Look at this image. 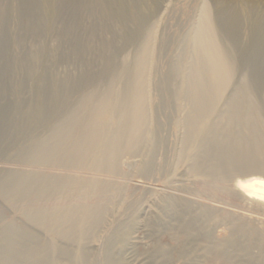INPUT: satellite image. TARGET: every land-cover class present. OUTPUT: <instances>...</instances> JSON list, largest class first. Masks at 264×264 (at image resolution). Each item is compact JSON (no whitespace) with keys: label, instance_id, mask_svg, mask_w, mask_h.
Wrapping results in <instances>:
<instances>
[{"label":"rangeland","instance_id":"obj_1","mask_svg":"<svg viewBox=\"0 0 264 264\" xmlns=\"http://www.w3.org/2000/svg\"><path fill=\"white\" fill-rule=\"evenodd\" d=\"M204 3L210 6L213 17L214 6L217 3H226L231 6L249 4L264 9V0H160V14L151 21L152 33H150L149 41L146 42L143 35L148 31L141 30V35H137L138 27L131 22L119 19L120 9L112 1L106 7L102 0H51V6L43 0H0V264H31L28 260L30 255L32 258L36 257L40 264H79L75 256H78L77 253L80 254L82 250L88 252L85 253L86 263H95L101 253V245L106 241L105 236L110 235L108 231L116 226V222L130 228L128 241L122 245L120 238H117V243L110 251L120 256L126 264H220L206 261L207 245L200 241L204 234V230H200V223L204 221L202 224L205 223L206 226L212 223L204 217L211 214L212 210L210 209L211 212L208 210L210 206L224 208L244 217L264 220L256 213L243 209V198L233 192L231 187L237 179L264 177V163L259 164L260 167L259 165L245 166L230 172L227 181H222L220 184L229 190L225 194L221 191H214L206 185L207 179L211 178L206 176L205 173L209 175L208 172L203 171L205 175L203 173L199 176L195 175L189 171L191 169L188 163L185 160V162L182 161L180 157L181 152L185 154L184 151H188V148L182 149L184 148L182 139L184 140L185 131L178 123L185 115L183 109L185 105L177 97L178 88L181 89L182 75L179 71L171 75L168 67L176 64L184 67L190 65V55L196 52V48L189 42V37L198 25ZM126 6L127 12L132 13L134 7L131 0H126ZM222 19L219 18L217 23L219 22L221 26L226 25L227 19L224 18V21ZM153 24L155 26L152 29ZM241 35L240 32H233L229 38L233 41V46L243 50L245 45L240 40ZM168 41L171 42L167 43ZM145 43H148V51L152 50H150L151 56L148 55L145 58L146 62L144 61L147 68L145 75L148 74L146 75L148 86L145 84L147 88L145 90L150 122L153 124L156 122L153 120L157 118L159 120L161 117L159 123L162 122L164 127L158 130L162 143L156 149L159 151H156L157 161H154L156 164L152 172H148L147 175L139 174V167L132 166V169L128 165V156L121 158V164H123V167L120 165L121 170L111 175L88 170L80 172V169L70 168L61 162L59 165L57 161H54L55 158H59L64 153H72L70 146L73 141L69 140V144L66 142L67 138V140L58 139L55 135L64 134L65 136L67 129H73L76 114L88 111L91 107L85 101L99 98L108 92H118L120 87L126 86V83L128 85V81L129 85L132 83L133 80H130L132 78L125 81L122 72L131 69L134 71L140 53L144 52L141 50ZM262 43L264 44V38ZM245 52L248 57L254 56L249 49ZM251 66L244 65L241 71L233 77L235 79H232L231 83L234 84V88L232 84L227 88V96L224 98L227 99L226 103H220L218 107L220 111L218 110L217 115L215 114L218 118L224 113V109L226 110L228 106L226 104L233 97H238L241 108H249L250 103L240 98L237 92L240 89L239 86L242 85L243 88L246 85L253 90L259 109L252 112L254 119L264 120V54ZM244 78L248 79V84L243 83ZM157 101L161 102V106L163 103L162 111ZM155 110L158 115L153 114ZM216 116H213L212 120L217 118ZM64 122L68 123H66L68 128L62 125ZM222 125H220L222 128L213 127L212 131L224 135L225 138L231 135H233L231 138H235L240 134H246L242 138L249 136L245 128H242L244 130L241 127L237 128V133V130L231 132L224 130L227 127L223 128L224 125ZM224 132L230 133L228 134L230 136H225ZM257 133L264 139V128L257 129ZM64 140L66 141L62 142ZM206 141L209 143L206 144L209 145L208 148L214 145L218 147L216 149H219L220 145L214 143L217 142L216 138H213V141ZM39 142L54 147L53 151H56L58 156L53 155L55 152H52L50 154L53 157L47 156L45 163L30 162L29 158L36 151ZM237 146L233 144L220 147L225 148L227 153L235 149L239 150V148H241L239 151H244V147ZM60 149L64 152L61 153ZM148 150H150L149 146H143V156L136 157L135 160H138L137 162L147 160ZM211 151L214 153L207 155L208 157L203 161L206 163L221 162L220 150L218 155H215V148L212 147ZM201 156L205 157L202 154ZM255 157L261 158L260 156ZM262 158L264 161V156ZM83 175L85 178L91 177V179L108 183L111 188L100 196L98 195L99 199L96 200L90 196V199L86 198L87 196L84 197L82 194L78 195L80 199L75 196L67 198V195L62 197L59 190L51 187L52 196H50L52 198L41 196L40 201L32 197L30 192L29 195L24 190L19 191L16 188L24 181L36 182L43 187L48 184L49 187L53 182L72 177L74 179L84 178ZM58 178L61 180L58 181ZM216 192L220 195L219 197L216 196ZM98 201H101L103 211L109 213H102V216H105L102 225L99 226L102 227H98L97 233L94 231L93 235L88 237L82 236L77 231L67 239L47 234L46 229L33 223L23 212L25 207L48 208L55 204L85 202L94 205ZM200 204L208 206V209L200 211V207L202 208ZM105 207L108 208L104 210ZM130 207L137 208L131 209L130 213L126 212L125 209ZM202 212H205L203 218ZM198 215L201 217L199 218ZM196 217L199 218L198 223ZM207 221L210 222L207 223ZM254 225L257 227L256 224ZM193 229L194 231H191ZM185 232L187 233L184 234ZM194 237L197 239L199 237L200 240Z\"/></svg>","mask_w":264,"mask_h":264},{"label":"bare ground","instance_id":"obj_2","mask_svg":"<svg viewBox=\"0 0 264 264\" xmlns=\"http://www.w3.org/2000/svg\"><path fill=\"white\" fill-rule=\"evenodd\" d=\"M43 1L46 4H48V6H51L50 5L51 0H43ZM102 1L104 3V6L106 7L109 6L110 1L114 2L117 5V7L120 9L121 17L119 16V19L135 24L138 27L137 35H141L140 33L141 30L148 31L146 32L145 35L143 34L142 35L143 37L145 36L144 39L146 40V42L149 41L150 33H152L151 21L157 15L160 14V0H131V4L134 7V10L131 11L132 13L127 12L128 9L126 6V0H102ZM214 10L215 13L213 17L211 14L210 6L207 3H204L200 18L198 20L199 21L198 25L189 37V42L191 43V45H193L194 48H196V52H194L193 55H190V59H191L190 65L188 67H184L182 65L178 66L176 64L171 67L169 66L168 70L171 75L172 73L175 74V72L177 73L178 71L179 74L182 75L181 89L178 88L179 94L177 97L181 101V103L185 105V107L183 106L184 108L182 107L185 110V115L183 119H181L178 123H180V126L185 131V136L183 137L184 140L182 139L183 142L181 141L184 147L182 149L184 150L185 148H188L187 151L188 153L184 151L185 154H182L181 152L180 157H182V161L185 160L188 163L189 168L191 169L189 171H192L195 175L199 176V174L203 173V171L208 172L209 175H207V173L205 174L206 176H208V178L209 177L211 178L207 179L208 182L206 183V185L210 186L214 191H221L227 194L226 192L229 190H227V188L224 187L223 185L220 186V184L222 181H227L230 172L232 171L234 172L235 170L241 167L255 166L264 163V161L262 160L263 159L262 156H264V139L263 137L261 138L257 133V129L264 128V120L261 118L256 120L253 117L252 112L255 110L256 111L259 110L257 101L255 100V96L253 94V90L248 88V86L246 85L245 87L242 88V85L240 83L241 85V87L239 86L240 89L239 90H237L236 88L235 89L237 90L240 98H243L247 100L248 103H250L249 108L248 109L241 108L239 102L240 100L238 101L237 99L238 97H233V99L229 100L228 102L229 104L228 103L226 104L228 106L226 110L224 109V113L223 112H222L223 114L219 113L221 114L219 118L216 116L217 113L220 111L218 109V107H220V103L225 102V100H227L224 99L225 96H227L226 91L227 88L230 87V85L232 84L231 83L232 79H235L233 77L236 75V73L240 72L244 65H248L250 67L251 64L253 63L255 64V60L259 59V57L264 54V44L262 43V39L264 38V9H260L258 7L249 4L247 5L238 4V6H231V5H227L226 3L225 4L217 3V5L214 6ZM219 18H223L222 21H224V18H226L228 23L226 25L221 26V24H218L219 22L217 23ZM154 24L152 26V29L155 26ZM233 32H240L242 34L240 40L245 45V48L243 50L233 46L234 43L229 38L230 34ZM160 40L162 42V37ZM169 42L171 41H168L167 43ZM148 48H149L148 43H145V46L144 48L142 47L143 50L141 51H144L142 52V54L146 53V55H142L139 52L140 53L139 61L137 60L136 62L137 65L135 66L136 68L134 67L135 68L134 71H132L131 69L122 72V75L125 76V81L126 79L132 78L130 80L133 81L132 83H130V85L128 81V85L126 83V86L122 88L120 87V90L118 89V92H113V91L108 92L99 98L93 97L94 99H90V100H87L85 98V100H87L85 102L91 105L89 110L88 111L86 110L85 112L83 111V113L79 114L80 116L78 115V113L80 112L76 114L77 117L75 120H73L74 121L73 129H67L68 132L65 136L64 134L62 136H59L57 134L55 135L57 136L58 139H62V138L68 139V141H66L67 140L66 139L62 142L66 141L69 143V140L73 141L70 146V150L73 151L72 153L69 152H68L69 154L64 153L61 154L59 158H55L56 156H58L56 155V151H53L55 150V148L50 145L48 146L47 144L39 142L36 151L29 158L30 162H32L33 164L45 163L47 162V156L51 155L50 153L55 152L53 154L56 155L54 157L55 160L54 158L52 160L57 161L58 163L61 162L62 164L65 163V165L69 166L70 168L72 167L78 170L80 169V172L81 170L82 171L88 170L94 173H106V175L108 173L111 175L121 170L120 165L121 166L123 165L121 164V158L128 156L129 158V160L127 159L128 165L131 167L132 166L139 167V169L137 168L139 174L147 175L148 172L150 171L152 172L154 165L156 164L154 161H157L156 151H159L156 149L157 147H159L158 145L159 144L161 145L162 143V139L159 138L160 136L158 130H160L161 128L164 129V127L161 124L162 122L159 123L161 117L159 118V120L158 118L156 120H153V122L156 121L153 124H151L150 122V112L147 104V94H146L147 88L145 87L147 80L146 75L148 74L145 75L146 73L145 69L147 68L144 63V61L146 62L145 58H147V56L150 55L151 54L150 52L152 51L151 49H150L151 51L150 50L148 51ZM246 49L251 50L254 56L248 57V55L245 52ZM148 59L150 58L148 57ZM244 80L243 83L244 82H246V84L249 83L248 79L244 78ZM153 82L151 84H153ZM233 85L234 84H232L231 86L233 87ZM155 87L156 86H154V88ZM232 91L233 90H231V92ZM162 95L164 94L162 93ZM231 95L232 93L230 94V96ZM175 96L176 95H174V98ZM161 99L162 97L160 96V101ZM157 102L159 103V101ZM160 103L158 104V106H160V111H162L161 107L163 106V103L162 106L160 105ZM221 107L225 108L222 105ZM156 111L157 110H155L153 114L156 113V115H158L157 114L158 112ZM212 115L214 117L216 116L217 118L212 120L213 117ZM64 123L62 125L66 126L67 122L65 124ZM222 124L224 125L223 128L227 127L224 130H228V131L230 130V132L236 131L237 128L239 127H241V129L245 128L247 129L249 136L248 138L245 137L242 138L243 135L245 136L246 134L237 135L238 133L237 130L236 137H235V133L233 132L235 138L233 137L231 138V136L233 135L231 136L228 135L230 134V133L227 134L228 131L224 133H226L225 136L228 135L230 137L225 138L224 135L222 136V134H219L218 132L215 133V131H212L213 127L215 126L220 127V125ZM58 129L60 128L58 127ZM244 132L246 133V131ZM213 138H216L217 142H214L217 143L216 145H220V146L222 145V147H224L233 144L235 146L236 144V146L239 145L240 147L241 146L244 147V151H239L241 149L239 148V150L235 149L232 152L227 153L225 151V148H221L219 146V149H216L218 147H215L213 145L214 143H212L213 145L212 147L215 148V155H218L220 150L221 154H219V156L221 157L222 160L221 162L218 161V162L206 163L205 161H203V159L207 158L208 157L207 155H209L210 153L212 154L214 153L211 151L212 147L208 148L209 145H206L208 143L206 140L213 141ZM53 142L55 143V141H52V143ZM55 144H57V142ZM64 145L66 146L67 143ZM146 145L149 146L150 149L148 150L149 152L146 151L149 154V158L147 160H143V161L141 160V162H137L138 160H135L136 157L143 156L142 155L143 146L145 147ZM67 147L69 148V146ZM229 147H233V146H229ZM182 149L181 151H183ZM60 152L63 153L64 151L62 152L60 149ZM201 154L205 155V157L201 156ZM255 156H260L262 159L261 158L259 159ZM58 163H56V165ZM51 165L52 164H50V166ZM59 165L61 164L59 163ZM53 166L55 165L53 164ZM67 166H65V168ZM258 167H260V165ZM251 176L253 177V175ZM213 177L219 180L217 179L214 180ZM263 178H264L263 176L262 178L258 176L245 180L237 179L235 183L231 185L233 192L237 193V195L243 198L244 200L243 209L252 213H256L258 216L262 218H264V179ZM59 180L61 179L58 178V181ZM219 186L222 188H220ZM51 187L52 188L55 187L57 190H59L61 192V195H63L62 197L64 196L66 197L67 195V198L73 196L78 198V195L80 196V194H82V196L84 197L87 196L86 198H89L90 196L91 198H95L96 200L99 199V196L102 193H104L105 191L111 188V186L108 183L101 182L96 179H91V177L89 178L84 177L77 179L76 178L74 179L72 177L70 179H66L56 183L53 182L51 183V186L49 185V187L48 184L47 186L43 187L38 185V183L36 182L34 183L32 181L31 182L24 181L21 182L20 185L16 186V188H18L19 191L24 190L28 194L30 192V194H32V197L38 198V200L41 196H49L50 198H52ZM66 189L67 191H65ZM216 196L219 197L220 195L217 193ZM62 197L60 198L62 199ZM54 198H56V196ZM73 200H75V198H73ZM216 202L218 201L216 200ZM221 204H225V203H221ZM227 205L228 204H226V206ZM201 206L202 208L200 207L201 209L200 211H202V209L203 211L204 209H208V206L206 205H201ZM38 207L36 208L25 207L23 209V212H25L26 217L29 220H31L33 223H36L37 225L39 224L41 225V227L46 229L47 234H52L53 236H59L64 239L69 238V236L75 231L80 232L81 235L85 237H88L91 234L93 235L94 231L96 232L98 230V227L102 225L103 217H105L102 216V213L105 211H103V207L101 206V201L100 202L98 201V203H95L94 205L90 204L89 202H85L82 204H69V203L65 205L55 204L52 205L51 207L49 206L48 208L47 207L42 208V206L40 208ZM133 207H130L127 210L125 209V211L130 213L129 211H131ZM215 207L211 205L210 208L208 209V210L210 209L212 210V212L210 210L211 214L204 216L205 220L207 218L208 220H211L212 223L210 225L207 224V226L205 223L202 224L204 221L200 223L201 224L200 230L203 229L204 234L202 233L203 237L200 236L201 240L199 239V237L198 239L207 245L206 253H208V257L206 258V261L208 262L213 261L214 263H220V264H264V229H263L264 220L260 218L252 219L251 217H246V216L244 217L242 215H239V213L238 214L232 213L224 208L222 209ZM107 208L108 207H105L104 210ZM193 209H195V207ZM194 211H196V209ZM205 212L208 213V211ZM205 212L204 213L202 212V218ZM198 213L199 210L197 214ZM200 215H198L199 218L201 217ZM246 215L248 214L246 213ZM199 218L198 220H196L197 223L199 221ZM209 222L207 221V223ZM253 224H256L257 227L259 225L260 227L257 228L255 225L253 226ZM194 229L191 231H194ZM261 229H263V231ZM48 231L50 233H48ZM129 231L130 228L127 227V225H123L120 224L119 222H116V226L112 227L108 231L110 235L105 236L107 238L106 241L101 245V253L99 252L100 254L97 257V260L95 261V263L92 264H126L125 261L120 256L112 253L110 249L115 243H117L116 242L117 238H120V243L122 245H125L126 242L128 241ZM187 232H185L184 234H186ZM198 234L196 235L199 236ZM195 239L198 240L197 238ZM183 245L185 246V244H182V246ZM54 252H56L55 249ZM85 253L87 254L88 252L82 250L80 254L77 253L78 256H75L77 258L76 261L77 263L79 264L86 263L87 255ZM37 254H39L38 251ZM28 257H29L28 260L29 262H31V264H40V262L38 261V259H36V257L32 258L31 255ZM5 262L6 261H4V263Z\"/></svg>","mask_w":264,"mask_h":264}]
</instances>
